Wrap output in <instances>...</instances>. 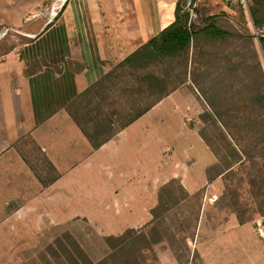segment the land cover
Returning <instances> with one entry per match:
<instances>
[{"label":"rangeland","instance_id":"374dc122","mask_svg":"<svg viewBox=\"0 0 264 264\" xmlns=\"http://www.w3.org/2000/svg\"><path fill=\"white\" fill-rule=\"evenodd\" d=\"M217 24L232 36L192 46L189 63L176 58L144 69L119 63L77 100L71 114L93 145L101 144L154 99L140 97L136 78L154 73L178 85L144 114L148 142L157 136L158 147L163 143V150L148 154L146 178L84 177L65 194L47 192V210L30 208L29 224L19 223L14 214L19 199L0 194L7 202L0 209V237L6 236L0 241V264H264V123L261 110L249 113L241 101L246 93H264L259 44L264 27L256 29L238 1ZM218 95L230 109L225 119L249 153L243 163L220 126L209 115L200 117L211 113L205 97L215 101ZM26 148V162L38 179L54 181L55 168L39 147L30 143ZM209 151L215 160L207 166ZM131 156L145 160L136 151ZM155 160L160 163L156 171L151 168ZM225 169V175L204 180L206 173L215 176ZM10 173L0 176V191L7 183L14 187L15 172ZM144 184L161 188L148 195L158 202L142 211L118 207L114 199L123 197L115 195L118 187ZM183 185L206 188L189 194ZM141 213L147 217L143 224H128Z\"/></svg>","mask_w":264,"mask_h":264},{"label":"crops","instance_id":"0c3cea01","mask_svg":"<svg viewBox=\"0 0 264 264\" xmlns=\"http://www.w3.org/2000/svg\"><path fill=\"white\" fill-rule=\"evenodd\" d=\"M178 1L68 0L59 16L51 18L52 0H0V33L10 28L0 37V176L15 172L16 177L14 187L7 183L0 194L19 199L14 212L19 223L29 224L27 212L34 206L47 210V192L65 194L67 187H76L84 177H147L148 154L163 150V143L158 147L157 136L148 142L146 115L94 146L70 108L113 66L172 24ZM233 3L189 0L193 6L190 24L199 28L210 17L218 20L231 13ZM135 129L138 131L131 138ZM30 143L55 168L57 175L49 184L38 179L26 162ZM131 150L144 154L145 160L133 161ZM214 160L209 151L207 166ZM159 164L153 161L152 170H159ZM203 177L208 182L207 173ZM203 188L205 185H183L189 194ZM160 191L159 186L145 184L120 186L115 195L123 197L114 200L125 211L148 210L149 202H158L148 195ZM1 199L0 195V209L7 203ZM139 215L128 224H143L147 217Z\"/></svg>","mask_w":264,"mask_h":264},{"label":"trees","instance_id":"16d2710c","mask_svg":"<svg viewBox=\"0 0 264 264\" xmlns=\"http://www.w3.org/2000/svg\"><path fill=\"white\" fill-rule=\"evenodd\" d=\"M238 2L241 6V11L249 15V19L253 26L256 29H263L264 0H247V5L243 4L241 1ZM190 17L191 11L186 7V5H184L182 0H179L175 10V21L158 35L152 37L137 51L129 55L120 63L119 67L144 69L154 63L169 62L176 58H183L186 63H189L192 46H198L204 41L207 42L208 40L211 41L217 39L223 40L232 36L229 31H226L218 26L215 16L208 18L205 25L199 28L190 24ZM259 44L264 55V35H259ZM256 55L258 56L257 51ZM135 82L136 90L141 92L139 93L140 97L148 100L152 97L154 99L145 107L140 108L138 112L132 114L130 119L123 125L122 128H125L134 121L138 120L162 99L173 92L178 86L175 82L170 81L168 78L154 73H148L140 78L138 77ZM205 98L211 108V113H209V111L204 112L200 115V117L203 118L205 115H209L214 122L220 126V131L222 132L223 137L230 141L234 150L240 155L239 163H243L244 158L246 159V157L249 156V153L243 151L240 139L232 129L230 122L225 119L230 109L226 110L224 108L222 105L223 98L219 95L216 96L215 101L212 97ZM241 101L244 102L245 106L247 105L246 109L249 110V113L254 110H261L260 120L264 123V93H246L245 96L242 97ZM223 109L225 111H223ZM246 116L248 117L247 113H245V117ZM250 117L251 116L249 115V119H251ZM258 122L259 121H256V124H258ZM261 136L264 140V131H262ZM94 145L99 146L100 144L94 143ZM231 168L230 170H232ZM228 169L220 171L215 176L209 175V179L212 181L220 175H225Z\"/></svg>","mask_w":264,"mask_h":264},{"label":"built area","instance_id":"2783aa9c","mask_svg":"<svg viewBox=\"0 0 264 264\" xmlns=\"http://www.w3.org/2000/svg\"><path fill=\"white\" fill-rule=\"evenodd\" d=\"M237 1H241L243 4L247 5V0H225L227 4L237 2ZM67 2L68 0H52L50 8H49L51 18H55L59 16V14L63 10ZM9 31H10V28L4 29L3 31H1L0 37L5 36Z\"/></svg>","mask_w":264,"mask_h":264}]
</instances>
